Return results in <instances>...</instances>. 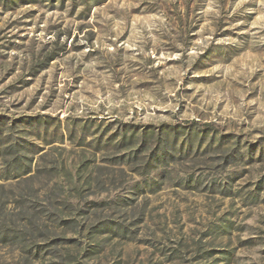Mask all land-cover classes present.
Wrapping results in <instances>:
<instances>
[{
  "label": "rangeland",
  "instance_id": "374dc122",
  "mask_svg": "<svg viewBox=\"0 0 264 264\" xmlns=\"http://www.w3.org/2000/svg\"><path fill=\"white\" fill-rule=\"evenodd\" d=\"M0 119V264H264V0H0Z\"/></svg>",
  "mask_w": 264,
  "mask_h": 264
},
{
  "label": "trees",
  "instance_id": "16d2710c",
  "mask_svg": "<svg viewBox=\"0 0 264 264\" xmlns=\"http://www.w3.org/2000/svg\"><path fill=\"white\" fill-rule=\"evenodd\" d=\"M51 58H53V55L50 57H48V60H52ZM45 68V67H44ZM3 121L0 119V123H2ZM21 122V121H20ZM26 122V121H25ZM14 124H16L15 122H14ZM26 124H28V123H26ZM21 146H23V145H21ZM13 147V146H12Z\"/></svg>",
  "mask_w": 264,
  "mask_h": 264
}]
</instances>
